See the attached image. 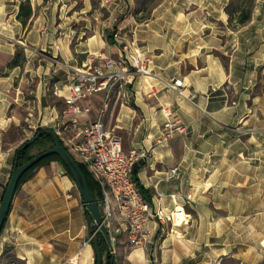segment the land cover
Masks as SVG:
<instances>
[{"label": "crops", "instance_id": "crops-1", "mask_svg": "<svg viewBox=\"0 0 264 264\" xmlns=\"http://www.w3.org/2000/svg\"><path fill=\"white\" fill-rule=\"evenodd\" d=\"M92 1L0 0V205L18 149L8 143L13 130L57 132L73 69L97 53L118 58L127 45L147 57L148 70L115 89L106 128L124 150L149 152L134 166L143 198L167 213L182 208L186 218L149 222L148 241L125 263L264 264V0L235 28L230 0H163L145 22L136 0H98L105 14ZM26 2L32 14L23 25ZM112 24L121 44L106 37ZM19 51L25 61L12 65ZM175 79L181 93L170 86ZM103 95L89 101L90 118ZM167 121L185 132L163 140ZM85 211L63 163L40 165L15 193L0 264H94Z\"/></svg>", "mask_w": 264, "mask_h": 264}, {"label": "built area", "instance_id": "built-area-1", "mask_svg": "<svg viewBox=\"0 0 264 264\" xmlns=\"http://www.w3.org/2000/svg\"><path fill=\"white\" fill-rule=\"evenodd\" d=\"M115 25L112 24L110 29L114 40L121 44ZM121 48L120 57L97 53L85 69L76 68L69 74V92L63 96L61 126L57 129L71 155L100 184L101 218L114 246L112 255L122 235L130 249L144 245L149 239L147 225L151 221L162 224L183 222L177 223L179 211L158 210L140 193L133 177L134 166L138 160L149 158V152L124 150L121 137L106 128L104 120L115 89L126 85L133 75L148 70V59L144 54L127 45H121ZM170 86L181 93L183 80L175 79ZM53 93L59 95V90L55 88ZM99 93L104 94L101 104L95 117L90 118L92 106L89 101ZM163 132L166 141L175 134L184 133L185 127L176 121H167ZM94 236L91 235L90 241ZM71 262L77 264L74 259Z\"/></svg>", "mask_w": 264, "mask_h": 264}, {"label": "trees", "instance_id": "trees-1", "mask_svg": "<svg viewBox=\"0 0 264 264\" xmlns=\"http://www.w3.org/2000/svg\"><path fill=\"white\" fill-rule=\"evenodd\" d=\"M163 0H136V17L137 21L139 22H145L151 19L152 17V11L153 9L159 5ZM256 0H230L228 5L226 6L225 10L227 14L229 15V25L233 28L241 25H245L246 23L249 22L251 19V15L255 6ZM32 14V7L29 2L23 3L21 5V10L19 12L18 18L21 20L23 25L27 24L28 19L30 18ZM106 37L109 41H113V32L107 31ZM25 61V55L23 51L17 52L15 55L14 60L12 61V65H21ZM46 128L40 127L37 129L36 134L41 132V136L39 139H37L33 144H31L28 148H26L23 151H18L16 150V160L18 162V165H22L29 160H31L33 157L36 155L48 150L49 148L54 146V140L50 135L45 134ZM64 145V144H63ZM68 150V148L66 147ZM53 160H58L61 163L62 160L60 157L56 154H51L42 160H40L37 164H35L32 168H30L28 171H26L18 184L19 186L30 176V174L40 165L46 164L50 161ZM64 165V163H63ZM81 169L83 170L84 174L86 175L91 192L93 194V197L97 201H101L102 199V191L100 184L98 181L92 176V174L86 169V167L79 163ZM65 166V165H64ZM67 172L70 174V171L68 168L65 166ZM72 177V176H71ZM133 177L134 180L141 191V193L144 195V188L140 185L138 179L136 178L135 172L133 171ZM88 219H91L90 213L85 211ZM5 225V224H4ZM97 243V244H96ZM92 244L94 245L95 248V256L97 254V248H99L104 256V261L103 264H116V261L114 259V256L111 253V250L109 248V245L103 236L101 232H97L94 238L92 239ZM95 264H97V260L95 259Z\"/></svg>", "mask_w": 264, "mask_h": 264}, {"label": "water", "instance_id": "water-1", "mask_svg": "<svg viewBox=\"0 0 264 264\" xmlns=\"http://www.w3.org/2000/svg\"><path fill=\"white\" fill-rule=\"evenodd\" d=\"M45 134L50 135L54 140V146L49 148L48 150L36 155L28 162L18 165L17 158L15 159L13 171L11 174V177L9 179V182L6 186L2 202L0 205V235L2 232V229L4 227V224L8 218L10 208L12 205L13 198L15 196V193L18 189L19 181L22 177V175L28 171L30 168H32L35 164H37L40 160L43 158L51 155L56 154L60 157L64 165L68 168L70 171V174L72 176V179L75 181L82 198L84 200L85 206L87 211L91 215L90 219V230L92 234H95L97 232H101L103 236L105 237L110 250H113L114 246L111 242L109 233L102 223L101 218V211H100V204L101 201H97L91 192L90 185L88 182V179L86 175L84 174L83 170L81 169L79 163L77 160L71 155L69 150L66 149V147L63 145L59 135L57 132L52 128H47L45 130ZM41 136V132L36 134L35 136L29 138L26 140L19 148L18 151H23L26 148H28L31 144H33L37 139H39ZM97 244V243H96ZM96 260L97 264H103L104 256L102 251L97 248V254H96Z\"/></svg>", "mask_w": 264, "mask_h": 264}, {"label": "rangeland", "instance_id": "rangeland-1", "mask_svg": "<svg viewBox=\"0 0 264 264\" xmlns=\"http://www.w3.org/2000/svg\"><path fill=\"white\" fill-rule=\"evenodd\" d=\"M78 2L82 3V0H77ZM94 8H97L99 12H103L104 10L102 8L101 2L98 0H93L92 1ZM105 14V13H104ZM23 113L26 114V111L23 110ZM26 128V131H24V129ZM36 131L37 129H32L30 130L29 128H27L26 124H22V126L18 127L17 129L13 130L11 136L8 138V143H16L17 147L19 148L26 140H28L29 138L33 137L36 135ZM178 223V222H177ZM243 237H249V234H245ZM125 238L124 235H122L120 237V239ZM120 244L122 251L123 252H118V249L115 246V252H114V259L116 261V264H124L125 263V259L127 256V253L129 252L130 248H124L125 242L122 243H117L116 245ZM96 259V256H95ZM95 262V261H94ZM95 264V263H94ZM126 264V263H125Z\"/></svg>", "mask_w": 264, "mask_h": 264}, {"label": "bare ground", "instance_id": "bare-ground-1", "mask_svg": "<svg viewBox=\"0 0 264 264\" xmlns=\"http://www.w3.org/2000/svg\"><path fill=\"white\" fill-rule=\"evenodd\" d=\"M177 211H179L177 215V222L180 223L184 218H186V215L182 208H179Z\"/></svg>", "mask_w": 264, "mask_h": 264}]
</instances>
